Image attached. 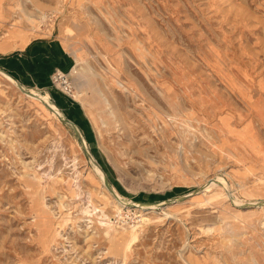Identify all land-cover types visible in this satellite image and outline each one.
<instances>
[{"label": "rangeland", "instance_id": "obj_1", "mask_svg": "<svg viewBox=\"0 0 264 264\" xmlns=\"http://www.w3.org/2000/svg\"><path fill=\"white\" fill-rule=\"evenodd\" d=\"M0 67V264H264V0H0Z\"/></svg>", "mask_w": 264, "mask_h": 264}, {"label": "crops", "instance_id": "obj_2", "mask_svg": "<svg viewBox=\"0 0 264 264\" xmlns=\"http://www.w3.org/2000/svg\"><path fill=\"white\" fill-rule=\"evenodd\" d=\"M58 51H55V49L47 43H45V45H42V46L38 44L37 46H35L32 52L28 54L26 52H20L18 55L15 56V58L12 57L10 62L12 65L16 64L17 66H20L21 68L24 67L26 71L29 70L28 72L30 74H28V77L34 76V73L35 75H38L37 73H39L40 70L42 73L46 72L47 74L50 72L51 69L54 70V68H57V67L61 68L59 70H63L64 72L66 71L67 64L69 63L70 65V60L65 61L67 57L65 59V57L61 56L59 54L60 52Z\"/></svg>", "mask_w": 264, "mask_h": 264}, {"label": "bare ground", "instance_id": "obj_3", "mask_svg": "<svg viewBox=\"0 0 264 264\" xmlns=\"http://www.w3.org/2000/svg\"><path fill=\"white\" fill-rule=\"evenodd\" d=\"M0 74L2 75V76H4L5 78H7V79H9L10 80V78L4 73V72H1L0 71ZM14 83L17 85V82H15L14 81ZM18 86V85H17ZM22 86V85H21ZM24 86H22V88H23ZM31 92V94L33 93H35L34 91H32V90H30ZM48 95L49 94H47V96H40V97H38V99L41 101V102H43V103H45V104H47V105H49L50 104V107H51V109H53V111L55 112V113H57V114H59L60 116H62V114L60 113V111L57 109V107L56 106H54V105H51V103L48 101L49 99H48ZM77 96H79V94L77 93ZM63 117V116H62ZM210 184V185H209ZM212 186H221V192H223L224 194L223 195H225V196H229V194H227L226 193V191L229 193H231L232 194V191H231V189H228L227 190V188H226V183H225V180L221 177V176H214V177H212V178H210L209 180H208V183L206 184V186L204 187L205 189H209V188H211ZM117 196H118V199L116 200V205H114L115 206V208H116V210H117V212H120L121 211V207L123 206V205H126L127 203L125 202L126 200H124L122 197H120L118 194H116ZM131 205L133 206V207H137V208H140V209H142V210H152V209H154L155 207H156V205L155 204H151V203H145V204H143V203H131ZM109 218H107V220H108ZM146 220H148V217H146L145 219H143V222L144 221H146ZM107 226L109 225V222H106L105 223Z\"/></svg>", "mask_w": 264, "mask_h": 264}, {"label": "built area", "instance_id": "obj_4", "mask_svg": "<svg viewBox=\"0 0 264 264\" xmlns=\"http://www.w3.org/2000/svg\"><path fill=\"white\" fill-rule=\"evenodd\" d=\"M52 80L63 95L70 96V93L72 92V85L68 79V75L64 72L57 71L52 77Z\"/></svg>", "mask_w": 264, "mask_h": 264}, {"label": "water", "instance_id": "obj_5", "mask_svg": "<svg viewBox=\"0 0 264 264\" xmlns=\"http://www.w3.org/2000/svg\"><path fill=\"white\" fill-rule=\"evenodd\" d=\"M0 71L3 72L2 69H0ZM17 85H18V87L20 88V91H21V92H23L24 94L27 93L26 90H24V89L22 88V86H21L19 83H17ZM45 107L48 109V106H47V105H45ZM48 110H49V109H48ZM60 119H61L64 123L69 124L70 126H72V127L74 128V130L76 131L77 135H78L79 137H81V134H80L79 131L77 130L75 124H73L70 120H68V119H66V118H63V117H62V118H60ZM89 157H90L91 160L94 162L95 166L99 167V166L95 163V161L92 159L91 155H89ZM104 185H105V187H106L108 190H110V191L112 192L111 187L109 186V184H108L106 178L104 179ZM166 202L169 203L170 200H168V201H166Z\"/></svg>", "mask_w": 264, "mask_h": 264}]
</instances>
